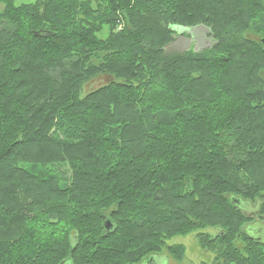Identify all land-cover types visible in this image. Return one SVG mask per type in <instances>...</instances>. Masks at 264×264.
<instances>
[{
	"label": "trees",
	"instance_id": "1",
	"mask_svg": "<svg viewBox=\"0 0 264 264\" xmlns=\"http://www.w3.org/2000/svg\"><path fill=\"white\" fill-rule=\"evenodd\" d=\"M27 1L0 0V264H142L190 234L264 264L240 205L264 217V0ZM199 25L211 48L168 53Z\"/></svg>",
	"mask_w": 264,
	"mask_h": 264
},
{
	"label": "rangeland",
	"instance_id": "2",
	"mask_svg": "<svg viewBox=\"0 0 264 264\" xmlns=\"http://www.w3.org/2000/svg\"><path fill=\"white\" fill-rule=\"evenodd\" d=\"M35 1L36 0H28L27 2ZM3 9L4 5L0 4V10ZM176 33V42L168 48V53L183 52L185 54L192 51L194 53H198L204 49L211 48L215 44V40L211 36L210 28L205 25H199L192 28L180 27L176 29ZM107 35L108 30L103 32L100 37L105 39ZM248 37L255 40H261L260 36L254 35L253 33L248 34ZM262 75L264 78V73ZM111 80L112 79L107 76L100 77L97 80H94L93 82L86 85L84 94H88L102 86L107 85L111 82ZM27 167L29 169L31 168V166ZM50 170L69 184L72 172L68 165L53 166L50 168ZM255 202L240 203L244 213L256 219L252 225L248 226V228L245 227L244 231L249 232L258 240L264 243V217L259 216V202ZM213 233L215 234L217 232L214 231ZM174 244H180L185 246L186 248V256L184 258L183 264H218L215 260V256L199 245L195 234L172 238L170 241H168V246L164 248L161 253L157 254V256H153L150 261L146 260L142 264H180L172 257V255L168 251V247ZM237 246L241 249L244 248V244L241 240H238Z\"/></svg>",
	"mask_w": 264,
	"mask_h": 264
},
{
	"label": "water",
	"instance_id": "3",
	"mask_svg": "<svg viewBox=\"0 0 264 264\" xmlns=\"http://www.w3.org/2000/svg\"><path fill=\"white\" fill-rule=\"evenodd\" d=\"M175 31H176V29H175ZM106 227H107V228H111V227H112V222H111L110 220H108V221L106 222ZM152 258H153V256L150 257V258L148 259V261H150Z\"/></svg>",
	"mask_w": 264,
	"mask_h": 264
}]
</instances>
